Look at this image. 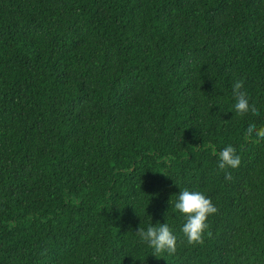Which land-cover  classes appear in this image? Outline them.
Here are the masks:
<instances>
[{
	"label": "trees",
	"instance_id": "obj_1",
	"mask_svg": "<svg viewBox=\"0 0 264 264\" xmlns=\"http://www.w3.org/2000/svg\"><path fill=\"white\" fill-rule=\"evenodd\" d=\"M236 80L259 115H235ZM250 123L264 0H0V264H264ZM183 189L218 209L203 245L170 204ZM166 223L177 252L156 257L136 231Z\"/></svg>",
	"mask_w": 264,
	"mask_h": 264
},
{
	"label": "clouds",
	"instance_id": "obj_2",
	"mask_svg": "<svg viewBox=\"0 0 264 264\" xmlns=\"http://www.w3.org/2000/svg\"><path fill=\"white\" fill-rule=\"evenodd\" d=\"M243 87L244 82L242 80H236L232 84V94L236 100L234 104L235 115L244 116L249 112L253 115H259V109L255 103H249L247 94L242 91ZM253 135L256 139H253ZM245 139L252 143L264 141V127L257 128L256 124L250 123L246 129ZM209 147L215 154V145H209ZM240 163L241 157L231 145L219 153L218 168L225 172V179H231V174L227 172V169L238 168ZM170 204L174 206L175 211L183 214L186 218L182 232L189 245H203L206 232L208 237L212 236L211 231H208L207 220L210 216L216 214L218 209L210 198L199 191L183 189L178 196V200L173 202L171 199ZM136 235L154 250L153 255L156 257L164 252L169 255H174L177 252V237L167 223L160 224L158 227L150 225L146 230L140 227L136 231Z\"/></svg>",
	"mask_w": 264,
	"mask_h": 264
}]
</instances>
